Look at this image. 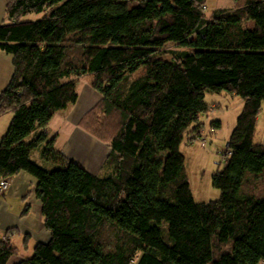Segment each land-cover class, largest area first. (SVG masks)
<instances>
[{"label":"trees","instance_id":"trees-1","mask_svg":"<svg viewBox=\"0 0 264 264\" xmlns=\"http://www.w3.org/2000/svg\"><path fill=\"white\" fill-rule=\"evenodd\" d=\"M234 2L209 17L207 0H7L0 51L14 69L0 95V116L12 114L0 180L36 177L50 232L16 264H264V143L255 141L264 0ZM168 43L177 50H162ZM84 76L100 99L80 125L111 148L102 174L59 151L48 132L77 103ZM224 91L244 106L212 177L220 198L196 202L180 145L192 124L190 141L201 137L206 93ZM15 254L5 236L0 264Z\"/></svg>","mask_w":264,"mask_h":264},{"label":"rangeland","instance_id":"rangeland-1","mask_svg":"<svg viewBox=\"0 0 264 264\" xmlns=\"http://www.w3.org/2000/svg\"><path fill=\"white\" fill-rule=\"evenodd\" d=\"M6 5L7 0H0V25L8 22ZM233 7H235L234 0H207L206 14L210 17L215 10L228 9ZM42 17V13L31 14L28 16L29 19L33 20L40 19ZM162 50L174 51L177 50V47L172 43H168L164 48H162ZM0 54H2L0 55V87H3L4 90L9 83V78L11 79L12 77L14 67L11 55L2 51H0ZM71 55L76 57L78 55V51L72 52ZM164 56L166 58H169L171 57V54H164ZM138 74H140V72H136L135 74H133V76H137ZM84 86L91 87L89 76H84L79 79L77 85L79 95H81L82 91L85 90L86 87ZM83 94H85V91ZM99 99L100 96L98 94L96 98H94V100L96 101L95 104L99 101ZM205 100L212 105V108L209 112L201 117V121L203 123L200 131L201 137L190 141L189 132L194 128L195 125L192 124L185 133L184 139L180 145V151L185 157V168L188 180L191 186L193 197L196 202H209L220 198L221 191L218 188L214 187L212 177L216 172L222 170L226 164L228 141L233 132V129L236 126L237 118L244 106V100L242 97L225 91L207 92ZM72 106L73 105L69 107ZM10 116H12V114H10ZM54 118V121H51L53 123H50V125L48 126V132L50 137H57L58 140L56 139V148L62 152L71 134L69 132H66L67 128L63 126V122L58 119V116L55 119ZM218 121L220 122L219 128H217L213 124L214 122ZM78 126L83 129L80 125V122ZM255 141L264 143V103L258 116ZM104 144L107 145V143ZM76 155L79 156V153L76 152ZM32 158L41 166L48 168L53 167V164L42 159V155L39 150L34 151ZM33 178H35L36 182V177L33 176ZM259 182L260 179L256 181L257 188L260 187ZM35 186V183L32 184V187ZM30 191L32 192L27 193V199L31 201L29 202V204L32 207L30 221L33 225L37 226L39 224L40 213L39 211L37 212V207L33 202L36 196L35 188H32ZM5 192L6 190H4V193ZM1 236L2 234H0V239ZM12 243L18 248L19 255L25 257H30L33 255L36 245L35 240H32L30 238L27 247V245L24 243V235H15L12 238Z\"/></svg>","mask_w":264,"mask_h":264},{"label":"crops","instance_id":"crops-1","mask_svg":"<svg viewBox=\"0 0 264 264\" xmlns=\"http://www.w3.org/2000/svg\"><path fill=\"white\" fill-rule=\"evenodd\" d=\"M84 87L86 88L79 95L77 103L66 110L57 112L55 118L58 116V119L63 122V126L67 128L66 132L71 134L62 152L69 158L77 159L89 171L101 174L105 172V164L111 148L107 146L108 144L102 143L78 126L85 113L94 106L96 102L94 98L98 95L91 87ZM2 90L3 87H0V95ZM84 91L85 94H83ZM10 114L7 113L0 116V142L10 125L12 119ZM76 152L79 153V156L76 155ZM34 183H37L35 178L25 171L11 177L9 188L0 197V234H2L0 240H3L5 235H8L11 239L15 235H24V243L28 247L30 238L35 240L36 244L38 242H47L50 239V232L45 227L41 205L36 196L33 202L37 207V212L39 211L40 213L39 224L36 226L30 221L32 207L29 204L31 201L27 199V193L32 192L30 190L36 187H32ZM9 230L11 231L9 232ZM11 258L7 264H16L25 256L19 255L18 251V254L13 255Z\"/></svg>","mask_w":264,"mask_h":264},{"label":"built area","instance_id":"built-area-1","mask_svg":"<svg viewBox=\"0 0 264 264\" xmlns=\"http://www.w3.org/2000/svg\"><path fill=\"white\" fill-rule=\"evenodd\" d=\"M11 184V180L10 179H2L0 180V189L6 190Z\"/></svg>","mask_w":264,"mask_h":264},{"label":"bare ground","instance_id":"bare-ground-1","mask_svg":"<svg viewBox=\"0 0 264 264\" xmlns=\"http://www.w3.org/2000/svg\"><path fill=\"white\" fill-rule=\"evenodd\" d=\"M5 236H8V235H5ZM4 239V238H3Z\"/></svg>","mask_w":264,"mask_h":264}]
</instances>
